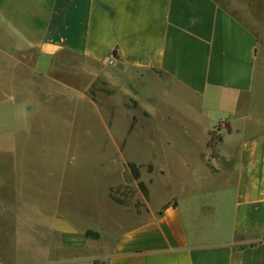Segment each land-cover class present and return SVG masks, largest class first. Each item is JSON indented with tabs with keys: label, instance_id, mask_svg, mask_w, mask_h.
Segmentation results:
<instances>
[{
	"label": "crops",
	"instance_id": "0c3cea01",
	"mask_svg": "<svg viewBox=\"0 0 264 264\" xmlns=\"http://www.w3.org/2000/svg\"><path fill=\"white\" fill-rule=\"evenodd\" d=\"M67 54L107 65L156 117L185 91L197 189L128 225L29 219L0 264H264V28L218 0H0V106L17 107L4 87L20 84L23 57L32 77H49Z\"/></svg>",
	"mask_w": 264,
	"mask_h": 264
},
{
	"label": "rangeland",
	"instance_id": "374dc122",
	"mask_svg": "<svg viewBox=\"0 0 264 264\" xmlns=\"http://www.w3.org/2000/svg\"><path fill=\"white\" fill-rule=\"evenodd\" d=\"M218 1L249 28H264L261 0L249 8ZM22 60L20 84L4 87L16 90L17 107L0 106V251L14 255L17 228L33 220L128 225L197 189L184 159L192 136L179 112L182 88L177 101L157 103L175 117H156L107 80V65L67 54L49 77H32V55Z\"/></svg>",
	"mask_w": 264,
	"mask_h": 264
},
{
	"label": "trees",
	"instance_id": "16d2710c",
	"mask_svg": "<svg viewBox=\"0 0 264 264\" xmlns=\"http://www.w3.org/2000/svg\"><path fill=\"white\" fill-rule=\"evenodd\" d=\"M86 236L97 239V238H99L100 235L98 232L88 230V231H86ZM95 264H105V263H99L98 261H96Z\"/></svg>",
	"mask_w": 264,
	"mask_h": 264
},
{
	"label": "built area",
	"instance_id": "2783aa9c",
	"mask_svg": "<svg viewBox=\"0 0 264 264\" xmlns=\"http://www.w3.org/2000/svg\"><path fill=\"white\" fill-rule=\"evenodd\" d=\"M110 63H112V60L110 61Z\"/></svg>",
	"mask_w": 264,
	"mask_h": 264
}]
</instances>
